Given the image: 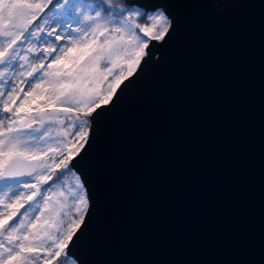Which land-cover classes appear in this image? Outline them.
I'll list each match as a JSON object with an SVG mask.
<instances>
[{
  "label": "water",
  "instance_id": "obj_1",
  "mask_svg": "<svg viewBox=\"0 0 264 264\" xmlns=\"http://www.w3.org/2000/svg\"><path fill=\"white\" fill-rule=\"evenodd\" d=\"M167 2L173 39L100 124L81 255L264 264V0Z\"/></svg>",
  "mask_w": 264,
  "mask_h": 264
},
{
  "label": "snow or ice",
  "instance_id": "obj_2",
  "mask_svg": "<svg viewBox=\"0 0 264 264\" xmlns=\"http://www.w3.org/2000/svg\"><path fill=\"white\" fill-rule=\"evenodd\" d=\"M174 32L167 0H0V264H85L100 124Z\"/></svg>",
  "mask_w": 264,
  "mask_h": 264
},
{
  "label": "rangeland",
  "instance_id": "obj_3",
  "mask_svg": "<svg viewBox=\"0 0 264 264\" xmlns=\"http://www.w3.org/2000/svg\"><path fill=\"white\" fill-rule=\"evenodd\" d=\"M62 180L64 181V183L61 185L63 188H69V187H71L72 179H71L70 176L67 177V178H62ZM57 183L60 184L61 182L58 181ZM2 191H3V186L0 185V192H2ZM0 210H2V209H0ZM61 264H66V262L65 261H61Z\"/></svg>",
  "mask_w": 264,
  "mask_h": 264
},
{
  "label": "trees",
  "instance_id": "obj_4",
  "mask_svg": "<svg viewBox=\"0 0 264 264\" xmlns=\"http://www.w3.org/2000/svg\"><path fill=\"white\" fill-rule=\"evenodd\" d=\"M89 2H90V3H93V2H94V0H89Z\"/></svg>",
  "mask_w": 264,
  "mask_h": 264
}]
</instances>
